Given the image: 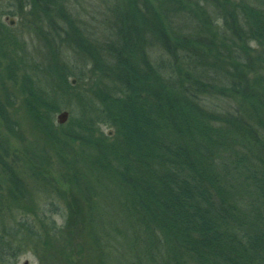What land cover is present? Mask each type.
<instances>
[{
	"label": "trees",
	"instance_id": "trees-1",
	"mask_svg": "<svg viewBox=\"0 0 264 264\" xmlns=\"http://www.w3.org/2000/svg\"><path fill=\"white\" fill-rule=\"evenodd\" d=\"M60 1L30 0V8L49 16ZM246 2L235 7L238 23L234 24L233 17L231 30L222 27V34L257 41L263 48L257 52L264 71V0ZM170 6L179 8L180 3L165 0L153 17L139 0H121L110 9L117 34L116 45L109 48L115 62L110 75L116 80L117 95L98 91L102 108L84 107L83 115L88 129L103 122L116 126L117 134L114 142L105 143L88 131L81 137L82 153L68 151L76 199L58 197L65 203L59 206L52 199L56 189L45 178L34 177L30 191L19 173L2 167L15 190L9 191L11 205L0 200V211L6 207L8 214L17 209L21 220L11 225L13 219L4 221L0 212V264H15L24 248L38 251L41 245L57 247L65 252V259L73 261L81 247L73 241L76 235L67 234L65 228L78 219L82 224L89 221L91 237L104 255L105 247L113 246L114 236L127 240L132 234L136 240L131 238L128 247L136 251L140 241L145 256H157L162 260L159 264H264V148L260 145L264 118L254 125L237 108L236 114L226 112L222 117L209 107L211 97L229 92L247 106L251 103L252 115L259 108L264 113V87L256 93L258 85L252 87L244 74L234 75L236 68L218 57L247 66L250 62L239 45L228 54L223 48L222 54H216L221 48L209 43L207 36L190 35L188 39L170 27L172 41L161 27V16H167ZM146 41L163 48L169 59L152 65L154 61L146 59L142 48ZM198 45L204 48L197 49ZM176 61L184 66L181 82L174 77ZM58 76L64 79L67 75ZM27 77L23 85L33 104L58 109L59 94L50 86L48 90L47 82L39 84L30 74ZM7 108L0 102V123L15 135L17 122ZM70 123L79 128L84 121L78 124L75 118ZM71 128L65 134L80 138ZM41 172L32 171V176ZM109 183L116 190L114 195ZM45 194L51 199L46 200ZM102 199L110 210L122 213L128 230L115 227V235L101 238L98 202ZM26 202L30 203L31 221L26 219L29 212H20ZM54 214L63 218V225H57ZM70 244L71 255L66 252Z\"/></svg>",
	"mask_w": 264,
	"mask_h": 264
},
{
	"label": "rangeland",
	"instance_id": "rangeland-1",
	"mask_svg": "<svg viewBox=\"0 0 264 264\" xmlns=\"http://www.w3.org/2000/svg\"><path fill=\"white\" fill-rule=\"evenodd\" d=\"M120 1L61 0L58 9H53L48 16L40 11L34 13L30 8V0H0V46L4 45L3 48L0 47V102L8 106V113L17 122L18 128L15 135H10L7 128L0 123V200L3 204H12L9 191H14L15 188L9 182V175L5 178L2 174V167L5 166L8 171L14 169L19 173L20 179L28 185L30 191H33L34 177L41 180L45 178L44 181L49 183L50 188L56 189L52 199L58 201L57 205L63 206L64 201H59L58 197L76 199V189L71 181L72 158L68 157V151L81 154V137H84L88 131H93L94 139L103 140L105 143L114 142L117 127L98 122L95 128L88 129L83 111L84 107L98 110L102 108L97 97L98 91H103L109 96L117 95L116 80L110 75L115 62L113 52L109 49L111 45L113 48L116 45L117 34L109 12L113 7H118ZM164 1L139 0L150 17L159 14L158 10L163 6ZM172 1L180 3V7L170 6L167 16H161L164 21L161 27L172 41L170 27L180 34L188 35V39L190 35L207 36L209 43L221 48V52L216 54H222V48L228 54L229 49L233 47L235 49L239 45L243 57L250 62L247 66L234 64L228 57L217 56L227 65L235 67V73L244 74L252 87L258 85L256 93H261L264 87V71L260 70L262 61L257 50L263 48L257 41L248 39L245 35L241 40H237L230 34L223 36L221 30L222 27L231 30L233 17L234 24L238 23L235 7L243 5L246 0H199L196 3ZM220 2L224 3V7ZM195 26L198 30L194 29ZM77 40L81 41L77 42ZM146 42L148 44L144 43L142 48L146 59L150 63L154 61L152 65L156 66L158 61L169 59L163 48H158L156 43ZM202 47L204 48L203 45H198L197 49ZM176 62L178 66L174 77L181 82L185 79L184 66L181 63V68L179 61ZM64 69L66 70L63 71ZM212 69L214 70V67ZM53 72L60 76L66 73L67 76L62 79ZM235 73L234 75H237ZM28 74L33 77L32 81L35 83L47 82L46 87L50 86L59 94L62 98L58 105L61 106L60 108L56 107L58 109L54 111L41 106L42 104L38 102L33 104L23 85L24 80L28 79ZM12 77L13 79H10ZM166 83L170 84V77L167 78ZM211 101L212 105L210 104L209 107L218 112L219 116L223 115L222 117L226 112L236 114L237 108L244 115L243 117L254 125L259 124L260 118H264L260 108L252 115L249 109L253 105L249 103L250 106H247L239 97L229 92H220L211 97ZM63 111L69 113L64 125L57 120L58 115ZM262 111L264 112V109ZM75 118L78 124L80 121H84V124L79 125V128L75 127L70 123ZM60 125L66 127L62 128ZM70 128L78 132L80 138L68 137L65 130ZM259 133L262 131L260 130ZM260 145L264 148V139ZM34 167L41 169L42 172L32 176V171L38 170H33ZM109 187L114 195L116 190L110 183ZM44 196L46 200L51 199L48 194ZM98 204L102 211L98 225L103 232L101 238L104 239L109 234L115 235V227L129 229L122 213H119V210H110L106 199H102ZM29 205L30 203L26 202V206L24 208L22 206L20 212L27 211ZM6 210L8 208L4 207L0 211L4 213V221L9 222L13 219L11 225H17L18 220H21V214L17 209L13 210L14 213L8 214ZM28 216L26 219L31 221L32 214ZM54 218L57 225H63L64 220L61 216L54 214ZM85 222L82 224L78 219L65 228L67 234L76 235L73 241L76 240L77 245L81 247L73 261L65 259L63 256L65 252L59 248L52 249L50 246L41 245L38 251L30 246L24 248L20 251L15 264H159L162 262L157 256L153 257L155 259L146 257L140 241L136 251L131 250L128 247L133 242L131 238L136 240L132 234L127 240L114 236L111 242L113 246L105 247V255L102 254L99 243L91 237L89 221ZM72 244L66 248L69 255L72 254Z\"/></svg>",
	"mask_w": 264,
	"mask_h": 264
},
{
	"label": "water",
	"instance_id": "water-1",
	"mask_svg": "<svg viewBox=\"0 0 264 264\" xmlns=\"http://www.w3.org/2000/svg\"><path fill=\"white\" fill-rule=\"evenodd\" d=\"M69 116L68 111H63L61 114L58 115L57 120L59 123L63 124L67 121Z\"/></svg>",
	"mask_w": 264,
	"mask_h": 264
}]
</instances>
